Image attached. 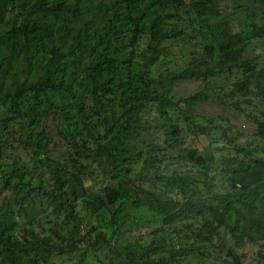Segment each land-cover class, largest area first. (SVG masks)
Masks as SVG:
<instances>
[{
  "label": "trees",
  "instance_id": "16d2710c",
  "mask_svg": "<svg viewBox=\"0 0 264 264\" xmlns=\"http://www.w3.org/2000/svg\"><path fill=\"white\" fill-rule=\"evenodd\" d=\"M241 1L0 0V264L264 263V0Z\"/></svg>",
  "mask_w": 264,
  "mask_h": 264
},
{
  "label": "rangeland",
  "instance_id": "374dc122",
  "mask_svg": "<svg viewBox=\"0 0 264 264\" xmlns=\"http://www.w3.org/2000/svg\"><path fill=\"white\" fill-rule=\"evenodd\" d=\"M262 46L263 45L261 44L259 47L262 48ZM259 47H258V49H259ZM195 85H196V83L183 82L177 88V94L178 95H188L189 93L192 92V89ZM198 108H199V111L201 113L222 115L224 117L230 118L232 121H235L236 123H240L243 127L246 128V130L252 129V125L247 123L245 118L242 115L238 114L235 111L228 110L227 108L219 106L218 104L204 103V104H201ZM256 252H257V247L247 246L246 247V257H245L243 264H256V260H255Z\"/></svg>",
  "mask_w": 264,
  "mask_h": 264
},
{
  "label": "clouds",
  "instance_id": "9594fccd",
  "mask_svg": "<svg viewBox=\"0 0 264 264\" xmlns=\"http://www.w3.org/2000/svg\"><path fill=\"white\" fill-rule=\"evenodd\" d=\"M245 0H243V1H241L242 3L244 2ZM49 8H51L50 6H47V9L49 10ZM240 11L242 12V13H244L245 14V9H240Z\"/></svg>",
  "mask_w": 264,
  "mask_h": 264
}]
</instances>
